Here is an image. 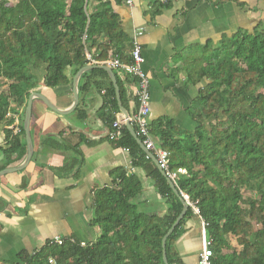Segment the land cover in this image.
Listing matches in <instances>:
<instances>
[{
  "label": "trees",
  "instance_id": "16d2710c",
  "mask_svg": "<svg viewBox=\"0 0 264 264\" xmlns=\"http://www.w3.org/2000/svg\"><path fill=\"white\" fill-rule=\"evenodd\" d=\"M96 1L88 11L87 0H16L13 5L0 0V81L6 83L0 91V122L11 124L9 114L18 107L22 122L28 96L38 86L69 84L78 69L90 63L85 57L89 49L95 50L94 60L110 54L125 62L119 47L124 42L131 47L132 42L111 3L121 5L127 0ZM143 1L154 8L171 4L170 0ZM183 66L192 84L206 80L186 109L197 126L190 132L171 119H157L149 124L150 137L168 152L177 190L198 209L196 217L204 222L205 236L211 241V264H264V18L251 32L239 29L223 35L215 48L206 45L190 53ZM67 68L70 77L65 75ZM37 73H43L40 79ZM91 88L104 90L99 111L110 131L118 107L105 70L81 74L79 94ZM119 88L125 107L124 91ZM73 113L78 119L86 117L80 104ZM4 135L5 157L25 149L22 125L16 132L5 129ZM115 145L128 150L133 166L146 169L166 200L167 212L156 216L139 211L134 200L140 182L118 172L112 187L93 193L90 224L100 229L94 241L84 247L76 239L69 243V238L62 245L47 242L34 253H20L15 264H48L49 258L55 264H163L161 239L180 214L181 200L125 127ZM242 190L249 195L245 197ZM193 214L188 207L166 238L168 264H183L174 244ZM230 235L239 250L229 245Z\"/></svg>",
  "mask_w": 264,
  "mask_h": 264
},
{
  "label": "crops",
  "instance_id": "0c3cea01",
  "mask_svg": "<svg viewBox=\"0 0 264 264\" xmlns=\"http://www.w3.org/2000/svg\"><path fill=\"white\" fill-rule=\"evenodd\" d=\"M170 2L169 7L154 8L147 1L130 0L121 5L112 2L111 7L130 41L136 38L141 45L142 70L149 82L148 123L168 118L180 129L192 132L197 124L186 109L206 80L192 84L184 70L183 58L206 45L215 48L223 35L230 36L239 29L251 32L264 18V0ZM96 4V0H87L88 11ZM130 49L129 42L119 47L124 63L129 61ZM94 52L89 49L85 53L90 61L87 65L109 66L114 57L109 54L104 60H94L91 58ZM70 70H65L67 77H70ZM112 73L115 82L107 75L118 107L115 120L124 123L126 117L136 111L134 84L120 70L112 69ZM37 75L40 79L43 73ZM72 79L63 86L46 88L40 85L33 91L58 110L66 111L73 104ZM114 85L123 111L118 105ZM119 86L124 91L125 107L121 103ZM5 88L6 83L1 82L0 91ZM103 94V89L94 88L82 94L78 92L77 106L80 104L85 111L84 119H78L74 111L58 114L40 99L32 100L31 158L24 169L0 176V264H15L20 253H34L54 237L74 238L85 243L94 241L100 229L90 224L94 214L93 193L99 188L112 187L118 181V172H124L127 177L133 175L140 182L141 191L134 200L139 211L156 216L167 212L166 200L157 193L146 169L133 166L128 150L115 145L118 139L109 138V130L99 111ZM71 114L75 122L70 119ZM21 115L22 108L18 107L9 114L13 119L11 124L0 122V171L17 167L25 158L26 143L25 149L9 157L1 152L5 147L4 130L18 131V126L22 125ZM48 139L54 144L49 145ZM183 230L174 244L178 258L183 264H197L201 250V220L193 214L186 219ZM227 240L231 248L240 249L234 236H228Z\"/></svg>",
  "mask_w": 264,
  "mask_h": 264
},
{
  "label": "built area",
  "instance_id": "2783aa9c",
  "mask_svg": "<svg viewBox=\"0 0 264 264\" xmlns=\"http://www.w3.org/2000/svg\"><path fill=\"white\" fill-rule=\"evenodd\" d=\"M177 1V0H171ZM130 3V0L126 1ZM166 2V0H162ZM140 35V32H137ZM143 57L141 54V45L138 43L136 38L132 40L131 49L129 53V61L124 63L116 58L109 61V67L112 69L120 70L125 77L130 79L134 84V99L137 104L136 111L131 117H129L130 124L135 125L136 129H133L135 134L139 137L142 145L148 150L156 159L159 168L164 172L165 176L173 183L175 188L176 185V173L169 170V155L168 152L153 142L149 134V123L147 116L149 113V82L146 73L142 70ZM124 126L123 120H115L112 124V130L108 132V136L112 140L119 139L122 135V128ZM181 197L187 203L188 207L191 208L192 212L198 216V209L194 202L188 200L187 196L180 193ZM201 250L198 254L197 264H211L212 251L210 249L211 241L205 236V224L201 220ZM69 243L73 244L75 239L69 238ZM65 242V238L54 237L48 241V244L62 245ZM80 246L84 247L85 242H79ZM48 264H55L52 258L47 260Z\"/></svg>",
  "mask_w": 264,
  "mask_h": 264
},
{
  "label": "water",
  "instance_id": "95a60500",
  "mask_svg": "<svg viewBox=\"0 0 264 264\" xmlns=\"http://www.w3.org/2000/svg\"><path fill=\"white\" fill-rule=\"evenodd\" d=\"M101 68L104 69L109 77L111 78V80L113 82H115V78L114 75L112 73V69L109 66H105V65H99V66H90V65H86L82 68H80L73 76L72 79V89H73V104L72 107L69 108L66 111H60L57 108H55L46 98H44L40 93H38L37 91H33L29 94L25 108H24V113H23V121H22V128L24 131V137H25V143H26V155L25 158L23 160V162L18 165L17 167L11 168V169H5V170H1L0 171V176L3 175L4 173L10 172V171H19L24 169L30 158L32 155V142H31V135H30V118H31V108H32V100L34 98H38L40 99L50 110L61 114V115H65V114H69L71 112L74 111V109L77 106L78 103V90H77V83H78V79L80 77V75L89 70L90 68ZM115 87V91H116V96H117V101H118V105L120 107L119 104V95H118V90L117 87L114 85ZM120 110L123 111L122 107H120ZM124 126L126 127V129L128 130V132L130 133V135L133 137V139L136 141V143L140 146L141 150L149 157V159L154 163V165L157 167L158 171L160 172V174L166 178V181L170 187V189L172 190V192L180 198L181 200V204H182V210L180 212V214L176 217V219L174 220V222L172 223V225L170 226V228L166 231V233L163 235L162 239H161V247H162V261L163 264H168L167 262V258H166V254H165V241L166 238L172 233L173 229L176 227V225L179 223V221L184 217L185 212L188 208L187 203L185 202V200H183V198H181V195L179 193V191L175 188V186L173 185V183L165 176L164 172L159 168L155 157L144 148V146L142 145L139 137L135 134L129 119L126 117V121H124Z\"/></svg>",
  "mask_w": 264,
  "mask_h": 264
},
{
  "label": "rangeland",
  "instance_id": "374dc122",
  "mask_svg": "<svg viewBox=\"0 0 264 264\" xmlns=\"http://www.w3.org/2000/svg\"><path fill=\"white\" fill-rule=\"evenodd\" d=\"M15 1L16 0H8V5H13L14 3H15ZM0 86H1V81H0ZM264 90V89H263ZM74 115V114H73ZM70 119L72 120V122H75L76 120H75V117L74 116H72V114H71V116H70ZM242 193H243V195L246 197L247 195H249V192H247V191H245V190H242ZM232 241L234 242V238H232ZM235 243V242H234ZM235 249V248H234Z\"/></svg>",
  "mask_w": 264,
  "mask_h": 264
}]
</instances>
